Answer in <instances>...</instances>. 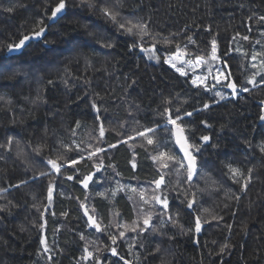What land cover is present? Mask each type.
I'll return each mask as SVG.
<instances>
[{
  "label": "trees",
  "instance_id": "16d2710c",
  "mask_svg": "<svg viewBox=\"0 0 264 264\" xmlns=\"http://www.w3.org/2000/svg\"><path fill=\"white\" fill-rule=\"evenodd\" d=\"M58 3L0 0V145L5 146L0 147V189H5L0 192V264H264V107L259 105L264 56L256 53L264 49V0H65L62 13L49 20ZM105 3L116 6L120 23L145 25L149 35L141 43L159 59L151 60L139 45L130 47L139 35L118 31V24L101 13ZM10 7L11 12L5 10ZM41 26L45 32L35 37ZM24 35L31 38L19 54L8 56V45ZM165 37L172 42L165 43ZM213 40L228 79L238 87L236 95L224 99L193 86L190 74L164 62L177 45L187 46V57L206 59ZM109 43L112 47L104 46ZM252 56L261 61L255 64L259 68L251 67ZM166 107L173 114L178 108L192 113L181 126L194 146L197 174L189 185L178 165L163 169L170 208L162 215L163 208L143 203L140 191L131 189L153 186L159 178V161L149 153L171 150L180 157L172 125L149 134L153 145L137 135L164 125ZM97 148L104 150L96 158L101 166L93 169V181L106 176L114 185L120 180L129 185L112 203V194L91 200L103 229L98 233L86 230L79 208L95 182L85 192L76 177L68 179L87 169L85 156ZM49 160L61 166L59 172H50ZM229 166L240 170L235 180ZM50 183L53 204L42 215ZM185 190L189 199L195 193L194 211L187 209ZM149 213L150 226L140 232ZM196 216L202 230L195 245ZM110 226L116 255L109 253ZM84 245L90 257L78 260Z\"/></svg>",
  "mask_w": 264,
  "mask_h": 264
},
{
  "label": "snow or ice",
  "instance_id": "6c2138e0",
  "mask_svg": "<svg viewBox=\"0 0 264 264\" xmlns=\"http://www.w3.org/2000/svg\"><path fill=\"white\" fill-rule=\"evenodd\" d=\"M89 6L91 7L92 5L90 4ZM65 7H66L65 0H59V3L56 5V7L54 9H52L51 16L48 17V19L52 20L53 18H56L58 16V14L62 13V10H64ZM115 7H116L115 5L109 6V5H107V3H105V6H103L100 10H101V13L105 17L110 18L113 21V23L118 24V31L123 30L124 33H127L129 35H139L140 39L135 41L130 46L131 48H135L137 45H139L141 47V51L150 53V58L155 57L156 59H159V57L155 56V51H153V48H145L143 46V44L141 43V41L143 40V37L149 35L148 30L145 27V25L144 24H133L131 21H127L125 23H120L119 19H118L119 12L115 10ZM5 10L11 12L13 9L10 7V8H6ZM262 19H264V18H262ZM39 23L43 24V21L41 20V21H39ZM133 29H136L137 32H134ZM44 32H45V27L41 26L39 28V31H35L33 33V35L35 37H41V35ZM30 38H31L30 36L24 35L23 38L20 39L18 43L9 44L8 45L9 50L22 48L23 46H25V42L28 41ZM244 39H247V37H244ZM153 40L155 41V37H153ZM163 40L165 43H171L172 42L167 37L163 38ZM189 43H195V41H193L191 38H189ZM104 46L105 47H112V45L110 43L106 44ZM153 47H154V45H153ZM186 48H187L186 45L184 46V49H182L179 45H177L176 53H174L170 57H166L164 62L170 63L176 59L182 58L183 55L185 54ZM156 51H159V49H156ZM211 59L212 60L217 59L215 40H213V42H212ZM253 59H255V57H253ZM198 62L202 63L203 61L199 60V58H198ZM173 66H175V65H173ZM253 67H255V65H253ZM225 68H227L226 64H225ZM181 75H184V73L181 72ZM221 75H223V73H221ZM228 75L230 76L231 74L229 73ZM262 80H264V77H262ZM216 82L218 84L221 83V81L218 77L216 78ZM192 83L195 85L196 80H193ZM248 83H254V80L250 79L248 81ZM223 86L232 89L233 95L237 94V86L235 83L229 81L228 83L224 84ZM242 90L243 91H249V89H247V88H244ZM216 95H220V93L217 92ZM221 98L223 99L222 96H221ZM166 103H170V101H166ZM92 107H93V109H96L97 112L99 111V109L95 103L92 104ZM208 107H209L208 104H204V108H208ZM161 115L166 117V123L164 125H157L156 128H144V130L142 132H137V135L144 137V139L147 141L148 145H153L154 140H153L152 136L149 134L150 133L154 134L157 131V129L160 127H164L167 130V126L172 125L175 129V131L173 132V135L176 136V144L179 145L180 150L183 152V157H177V155L174 152H172L171 150H169L168 152L157 151V153L155 155H152L151 153H149L150 158L153 160L154 163L159 161V167L157 169L159 172V178L155 179L152 182L155 185V187L151 188L150 192L148 190H145V189H137L134 187L131 190L133 192H136L138 190L140 191V193H141L140 199L143 201V203L151 204L152 206H156V205L162 206V208L164 210L162 215H165L168 213V210L170 208V204H169L168 196L165 194V192L162 188V185L165 184V172L163 171V169H167L169 167L170 163H172L173 166L178 165L179 167L177 168V172L179 173V172H181V170L186 172L187 175H186V180L184 182L191 185V182L193 181L194 175L197 174V167H196V157L193 155L192 151L190 150V148L194 147V146L187 144V139L182 136L184 129L181 126L183 124L184 116H191L192 113L187 112V113L181 114L180 109L178 108L176 110V112L173 114V113H170L169 108L166 107L164 109V113H162ZM99 118L100 117L97 115L96 119H99ZM260 119L264 120V115H261ZM178 122H180V123H178ZM77 126L79 127V122H77ZM100 132H101V136H103V127L102 126L100 129ZM73 135H75V130H73ZM201 139L203 141H208L209 137L203 136V137H201ZM11 144H12V138H9L7 147L10 148ZM0 147H5V146L0 145ZM65 147H67V146H65ZM111 147H115V145H111ZM156 147H157V149H159L160 147H162V145L159 142H157ZM261 150L264 151V147H262ZM37 151H39V149H37ZM96 151L99 152V151H102V149L97 148ZM92 155L93 154L90 153L88 158L91 159ZM81 159H83V157H81ZM48 163L51 165L52 169H55L57 172L60 171L61 166L58 165L55 160H49ZM71 163L75 164L76 161L73 160V161H71ZM135 167H136V165H135V163H133V168H135ZM229 171L232 173V178L234 180L241 174L240 170L238 168H233L231 166H229ZM251 171H252V169H249V172H251ZM47 174L48 173H46V172L40 173L41 176H44ZM68 179L71 180L72 177L69 176ZM92 179H93L92 175L86 176L84 178L82 183H83L85 188L88 187V181L92 180ZM24 183H26V182L25 181L20 182V184H24ZM20 184L14 185L13 187H19ZM241 190L242 191L244 190V186H242ZM2 191H5V189H0V192H2ZM48 193H49L48 198H49V200H51V197H52L51 183L49 184ZM115 194L116 193L113 192V196H115ZM101 195H103V194H101ZM184 195H185V200L187 201V209L194 211L195 210L194 205L196 203L195 193H192L191 199L188 198V190H185ZM148 196H150V198H146ZM129 198L131 199V197H129ZM237 199H239V198L237 197ZM82 207H83V205H82ZM64 215H67V213H64ZM85 215L88 216L89 226L95 227L97 232H100L103 230L101 228L100 222L97 219H95L94 215H89L87 211H85ZM151 219H152L151 213H149L148 215L145 216V218L143 219L144 227H141L139 229L140 232H143L145 230V228L150 226V220ZM212 219L213 220H219L222 218L213 216ZM169 222H171L174 225L177 223V221L175 219H173L171 216H169ZM203 223H207V221H203ZM41 227H43V225H41ZM117 227H121V225H117ZM228 227L230 228L231 226L229 225ZM132 230L136 231V228L134 227ZM152 230L155 231L154 228ZM191 230L192 229H189V231H191ZM201 230H202V220H201L200 216H196L195 222H194V231L196 233H200ZM119 235H120V237H123L124 232H120ZM81 238L83 239L84 237L81 236ZM111 239H112V243L115 244L117 238L115 236H111ZM43 243H44V241L41 240V244H43ZM227 247H228V245H224L223 247H221L220 251L224 252ZM158 250L159 249H157V251ZM111 251H112L113 255L117 254L115 248H112ZM125 264H128V262L125 261Z\"/></svg>",
  "mask_w": 264,
  "mask_h": 264
},
{
  "label": "rangeland",
  "instance_id": "374dc122",
  "mask_svg": "<svg viewBox=\"0 0 264 264\" xmlns=\"http://www.w3.org/2000/svg\"><path fill=\"white\" fill-rule=\"evenodd\" d=\"M256 53H257L258 57L264 56V49H260ZM172 55L173 54L165 55L164 56V60H165L166 57H170ZM155 56H157V54H155ZM211 56H212V51H211V54H210V56L208 58H206V59L199 58V60L203 61L202 63H200V62H198V58L187 57L184 54L182 58L176 59V60H174V61H172L170 63H166V64L169 67H171L174 71L179 73V74H181V72H183L184 75L190 74L191 75V84L193 86H201L205 90H214L211 93H215V94L217 92H219L220 95H218V96H219L220 99H222L221 96L223 97V99L227 98V97L233 95L232 94V89L223 86L224 84H226L229 81H231V80L228 79L229 78L228 69L225 68V64L219 59L217 47H216L217 59L216 60H212ZM148 57L150 58V53H148ZM253 57L254 56L251 57V64H252L251 67L252 68H256L257 65L260 64L261 61L259 59H257L256 57H255V59H253ZM150 59L154 60L156 58L153 57V58H150ZM255 64H257V65H255ZM173 65H175V66H173ZM253 65H255V67H253ZM257 68H259V67H257ZM257 72H259V70H257ZM257 72H256L255 75H253L251 77L256 78L257 75H258ZM221 73H223V75H221ZM217 77L221 81V83H219V84L216 82V78ZM193 80H196V84L195 85L192 83ZM252 80L255 81V79H252ZM251 84H253V83H251ZM222 89H226V90H224L225 94L222 92ZM237 89H238V87H237ZM97 132H98L99 137L102 138L103 136L100 135L99 127L97 129ZM99 149H101V148H99ZM103 150L104 149H102V151ZM102 151L91 152L93 154L91 159L88 158L90 153L88 155H86V156L84 155L85 158L89 159V161L86 162V166H85V167H87V169L86 170H84V168L77 169V172H76V174L74 176H72L71 181L75 180V177H76L77 184H78L86 176H88L91 173H93V169L99 168L101 166V163L96 158H98V155H101ZM129 166L133 170H135V168H136V167L133 168V163H132V166H131L130 162H129ZM49 169H50V167H49ZM50 172H53V171H51V169H50ZM92 182H95L94 187H93V192H92L93 195L91 194V197H90L89 193H86L89 196H87L85 198V203H87L89 205V207H90L89 208L87 206L88 210L90 211V214L94 215V217L96 216L95 218L100 222L101 220H100V218H98V215H99L98 212L95 210V208H93L90 205L91 200L93 199V197L97 196V195H99L101 197L104 195V197H105L106 194H108V195L112 194L110 197H108L109 202L112 203L115 199H117L116 197H118L119 194H125L126 195V191H127V188L129 187V185L127 183H125V182H122V180H120L118 182V184L114 185V184H112V182H109V179L108 180L106 179V176L105 177L100 176L99 178H97L95 181H92ZM105 185L108 187V191L107 192H102L106 188ZM51 186H52V197H51V200H49V198H48L49 193L47 191V196H46V199H45L44 206L40 209L42 215L47 214V212L52 208L54 186L53 185H51ZM154 187H155V185L153 184V186H147L146 188H143V189L148 190L150 192L151 188H154ZM162 187H163V185H162ZM113 192L116 193L115 196H113ZM101 194H103V195H101ZM125 195H123V196H125ZM146 198H150V196H148ZM85 203L84 204H82V203L79 204V208H81L82 205L85 206L86 205ZM150 206H151V204H150ZM156 206L159 207L158 205H156ZM160 208H162V207H160ZM109 219H110V217H108V220ZM86 226H87L86 230H88V231L92 230L93 231V229L89 228L87 223H86ZM61 229H62V227H61ZM108 230H109L108 237L113 236L114 235L113 227H111V226L108 227ZM44 239H45V235H44ZM114 245H116V243L113 244L112 241H110L111 249L114 247ZM85 248L87 249L86 245H84V247H82V249L86 250ZM111 249H110L109 253L113 254ZM86 251L88 252L89 250L87 249ZM88 254H89V252H88ZM83 256L85 258V255H84L83 251L81 250L80 256L78 257V260H83Z\"/></svg>",
  "mask_w": 264,
  "mask_h": 264
},
{
  "label": "water",
  "instance_id": "95a60500",
  "mask_svg": "<svg viewBox=\"0 0 264 264\" xmlns=\"http://www.w3.org/2000/svg\"><path fill=\"white\" fill-rule=\"evenodd\" d=\"M25 44H26V42H25ZM23 47H24V46H23ZM23 47H22V48H23ZM22 48H20V49H13V50H9V49H8V50H7V55H8V56H14V55H17V54H19V52L21 51ZM259 105L262 106V107H264V102H263V103H259ZM94 112H95V115H96V114H97L96 109H94ZM97 120H99V119H97ZM171 128H172V139H173V142H174V144H175L176 151H177V153L180 155V157H183V152L180 150L179 145L176 144V136L173 135V132L175 131V129H174L173 126H171ZM99 129H101V125H99ZM100 135H101V132H100ZM182 136L186 138L184 132L182 133ZM187 144H188V142H187ZM188 145H189V144H188ZM185 163H186V162H185ZM49 167H50L51 171H55V169H52V168H51V165H50V164H49ZM90 175H92V177L94 178V173H91ZM88 176H89V175H88ZM194 176H195V175H194ZM193 179H194V177H193ZM83 180H84V179H83ZM83 180H82V181H83ZM82 181L79 183V186L81 187L82 190H84L85 192H87L88 189H89L90 184H91L92 181H93V179L88 181V187H87V188L84 187ZM158 206H160V205H158ZM160 207H162V206H160ZM81 211H82V214H83V216H84V218H85V220H86V222H87V224H88V226H89L88 216L85 215V211H87V209L85 208V206L81 207ZM87 212H88V211H87ZM88 214H89V213H88ZM89 215H90V214H89ZM95 219H96V218H95ZM89 227H91L94 231H96L95 227H92V226H89ZM96 232H97V231H96ZM199 234H200V233H196V232H195V239H194V244H195V245H196V243H197V236H198ZM87 254H88V252L85 251V255H87ZM88 257H90V255H89Z\"/></svg>",
  "mask_w": 264,
  "mask_h": 264
},
{
  "label": "flooded vegetation",
  "instance_id": "af4514ba",
  "mask_svg": "<svg viewBox=\"0 0 264 264\" xmlns=\"http://www.w3.org/2000/svg\"><path fill=\"white\" fill-rule=\"evenodd\" d=\"M79 183H80V182H79ZM79 183H78V184H79ZM82 251H83V253H84V255H85V250H84V249H82ZM85 257H87V256L85 255ZM83 258H84V256H83Z\"/></svg>",
  "mask_w": 264,
  "mask_h": 264
}]
</instances>
